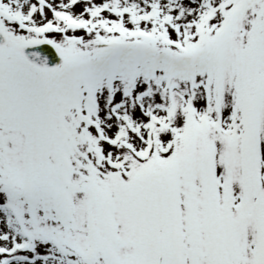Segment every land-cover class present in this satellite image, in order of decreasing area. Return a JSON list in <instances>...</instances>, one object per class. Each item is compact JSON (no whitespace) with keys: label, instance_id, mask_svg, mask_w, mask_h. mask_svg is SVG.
Instances as JSON below:
<instances>
[{"label":"snow or ice","instance_id":"1","mask_svg":"<svg viewBox=\"0 0 264 264\" xmlns=\"http://www.w3.org/2000/svg\"><path fill=\"white\" fill-rule=\"evenodd\" d=\"M0 264H264V0H0Z\"/></svg>","mask_w":264,"mask_h":264}]
</instances>
